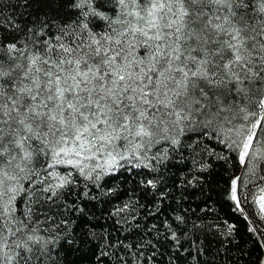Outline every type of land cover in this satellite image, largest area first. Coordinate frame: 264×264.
<instances>
[{
  "label": "snow or ice",
  "instance_id": "obj_1",
  "mask_svg": "<svg viewBox=\"0 0 264 264\" xmlns=\"http://www.w3.org/2000/svg\"><path fill=\"white\" fill-rule=\"evenodd\" d=\"M39 3L49 11L41 13ZM108 3L113 15L101 10ZM6 6L26 12L7 20L20 38L0 40V264L51 260L54 248L48 245L55 238L45 240L25 220L32 222L34 204L61 202V190L74 184L60 166L94 183L122 167L121 161H139L137 167L155 172L147 151L160 140L178 146L171 130L207 128L214 121L232 125L237 115L254 118L246 130L227 129L237 137L227 146L239 151L243 163L256 129L264 131V0H18ZM97 19L105 21L99 31ZM37 160L45 161L39 183L50 178L40 196L32 180L40 176ZM162 180L147 179L146 185L155 188ZM239 181L235 177L230 185L237 207ZM24 182L34 199L18 217L17 197L28 194ZM254 200L264 212V187ZM75 210L83 212L78 205ZM174 219V225L164 222L165 239L178 250L181 238L199 225ZM85 227L84 238L94 240V229ZM146 233L134 243L105 242L126 249L135 262L143 249L155 250L153 239L159 242L158 231L153 239Z\"/></svg>",
  "mask_w": 264,
  "mask_h": 264
},
{
  "label": "trees",
  "instance_id": "obj_2",
  "mask_svg": "<svg viewBox=\"0 0 264 264\" xmlns=\"http://www.w3.org/2000/svg\"><path fill=\"white\" fill-rule=\"evenodd\" d=\"M17 3L18 0H0V8L4 9L0 13V40L12 42L20 38L7 23L8 19H16L20 12H26L23 8L6 6ZM112 6L108 3L101 10L113 15ZM36 7L41 13L49 11L44 3ZM30 11L35 13L36 9ZM22 22L27 24L28 20ZM95 25V30H102L105 21L97 19ZM2 58L3 53H0ZM253 119L244 121L237 115L232 125L214 121L207 128L198 124L191 131L171 130L170 134L180 141L178 146L160 140L147 151L155 172L143 164L137 167L139 161L124 162L122 167L102 174L94 183L72 171L74 184L61 190L65 192L63 200L53 204L44 203L42 199L43 207L33 205L32 222L25 220L29 227H36L45 240L55 238L48 245L49 249L54 248L52 258L45 259L44 264H121V261L127 264H261L264 260V217L254 196L264 187V179H261L264 177V131L257 128L253 147L244 163L239 159V151L227 146L237 139L235 131L229 134L227 129L244 125L246 130ZM198 132L206 134L196 135ZM165 153L166 159L158 162ZM44 164L43 160L35 164L40 174L32 177L36 181V196H40L39 189L50 182V178H46L44 185L39 183L40 177L45 176ZM160 176L163 180L157 182L155 188L146 185L147 179ZM235 177H240L239 207L230 198L231 180ZM24 188L28 189V194L18 196L15 204L18 217L27 211L25 205L34 199L27 182ZM84 191H88V197L78 199ZM161 193H166V197ZM76 205L83 212L76 211ZM37 212L41 214L36 215ZM178 215L199 226L189 231L188 238H181L177 250L171 239H165L169 233L164 222L174 225ZM86 224L94 229V240L84 238ZM152 225L156 227L146 233ZM229 226H233L231 232ZM188 228L182 230L188 231ZM182 230H177V235H181ZM157 231L158 243L153 239ZM145 233L153 239L156 248L143 249V255L137 253L139 260L135 262L126 249L109 248L105 242L107 239L108 242L134 243Z\"/></svg>",
  "mask_w": 264,
  "mask_h": 264
},
{
  "label": "rangeland",
  "instance_id": "obj_3",
  "mask_svg": "<svg viewBox=\"0 0 264 264\" xmlns=\"http://www.w3.org/2000/svg\"><path fill=\"white\" fill-rule=\"evenodd\" d=\"M257 130V129H256ZM253 142H254V140H253ZM253 147V146H252ZM250 152H251V150H250ZM144 154H143V152H141V156H143ZM247 159V158H246ZM246 161V160H245ZM124 162H128V163H135V162H138V161H135V160H132V161H121V164L122 163H124ZM244 163V162H243ZM62 167L63 166H60L57 170L60 172V173H64L65 171H67V172H72V171H74L72 168H68V169H62ZM49 171H51V170H49ZM256 195H259V192L256 194ZM256 204H257V206H258V208H259V205H258V203L256 202ZM259 210H260V208H259ZM260 213H261V215L264 217V212H261V210H260ZM28 228L29 229H31V228H33V227H29L28 226Z\"/></svg>",
  "mask_w": 264,
  "mask_h": 264
}]
</instances>
